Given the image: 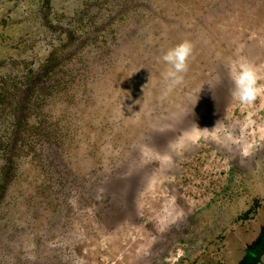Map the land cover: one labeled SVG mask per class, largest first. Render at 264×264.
Returning a JSON list of instances; mask_svg holds the SVG:
<instances>
[{"label": "rangeland", "instance_id": "rangeland-1", "mask_svg": "<svg viewBox=\"0 0 264 264\" xmlns=\"http://www.w3.org/2000/svg\"><path fill=\"white\" fill-rule=\"evenodd\" d=\"M183 41L169 88L160 57ZM241 58L262 77L244 105ZM260 153L264 0H0V264H180ZM227 206L235 226L198 264H264V202L248 222L246 200Z\"/></svg>", "mask_w": 264, "mask_h": 264}, {"label": "trees", "instance_id": "trees-1", "mask_svg": "<svg viewBox=\"0 0 264 264\" xmlns=\"http://www.w3.org/2000/svg\"><path fill=\"white\" fill-rule=\"evenodd\" d=\"M258 156L259 154L253 159L257 160ZM232 181V185L225 191L224 196L212 204L206 212L202 213V215L200 214L198 216L199 219L191 224L186 234L191 236L193 233L191 238L194 241V234L198 229L197 235H200V244L198 242H191L189 248H187L188 256L180 264H198L197 261L199 260L196 259L200 256V253L203 254L211 251L212 257L220 254L218 250H222L225 246L224 237L227 235L228 228L235 226V223L232 222L233 218L230 210H227V204L231 200H246L248 205L240 213H234L233 216L237 222H248L259 211L264 201L258 197L248 196L247 192H251L252 188L260 183V181H264V165L260 162L257 166L253 164L250 168L244 169L240 167L234 169ZM247 197H250V199L247 200ZM198 250L199 253H197Z\"/></svg>", "mask_w": 264, "mask_h": 264}, {"label": "clouds", "instance_id": "clouds-1", "mask_svg": "<svg viewBox=\"0 0 264 264\" xmlns=\"http://www.w3.org/2000/svg\"><path fill=\"white\" fill-rule=\"evenodd\" d=\"M193 45L189 41H183L174 47L169 48L160 60L167 66L162 73L165 81L169 82V88L180 84L183 81V74L187 72L189 61L192 56ZM229 71L233 82L232 96L242 105L253 103L262 90V86L258 81L262 78L259 70L252 63L241 58L232 61L229 64ZM220 131H226L217 122L216 126L209 130L207 128L201 130L199 127L194 128L191 133L193 141L198 140L201 135L207 136L209 132L216 136Z\"/></svg>", "mask_w": 264, "mask_h": 264}, {"label": "flooded vegetation", "instance_id": "flooded-vegetation-1", "mask_svg": "<svg viewBox=\"0 0 264 264\" xmlns=\"http://www.w3.org/2000/svg\"><path fill=\"white\" fill-rule=\"evenodd\" d=\"M260 162L264 165V153H260L258 156V163Z\"/></svg>", "mask_w": 264, "mask_h": 264}]
</instances>
